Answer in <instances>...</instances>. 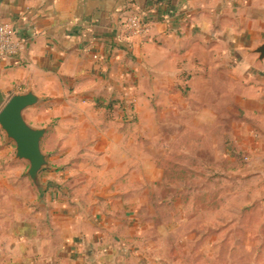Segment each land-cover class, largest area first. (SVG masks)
Listing matches in <instances>:
<instances>
[{
  "label": "crops",
  "instance_id": "1",
  "mask_svg": "<svg viewBox=\"0 0 264 264\" xmlns=\"http://www.w3.org/2000/svg\"><path fill=\"white\" fill-rule=\"evenodd\" d=\"M132 15L150 30L125 43ZM0 24L24 45L0 58V110L30 84L40 103L23 120L47 130L64 181L40 196L0 131V264H169L156 195L183 192L191 162L217 183L219 162L234 179L240 160L264 195V0H0ZM122 95L137 101L131 129L80 102ZM39 106L51 127L26 119Z\"/></svg>",
  "mask_w": 264,
  "mask_h": 264
},
{
  "label": "rangeland",
  "instance_id": "2",
  "mask_svg": "<svg viewBox=\"0 0 264 264\" xmlns=\"http://www.w3.org/2000/svg\"><path fill=\"white\" fill-rule=\"evenodd\" d=\"M95 100L80 102L92 104L103 111H107V105L112 102V109L118 110L111 114L113 117L110 119H118L124 126H130L129 129L136 126L138 119L133 112L138 105L135 98L122 95L118 100ZM144 106H147V103L144 102L139 107ZM42 109L39 106L27 112L25 117L29 122L33 119V123H39L42 117L49 115L48 126L51 127L58 119L53 118L51 113L42 114ZM147 116L142 113V120L146 121ZM164 165L175 171L176 177L178 176L179 169L175 166L177 162L162 161L159 168L163 169ZM188 165L187 178L174 179L176 184L186 181L187 187L183 192H177L180 189L177 186L176 193L165 195L160 191L156 195V201L163 202L155 211L156 220L159 222L157 227L162 230L158 232L156 240L162 250L163 246L165 247L164 253L171 257L168 263L264 264V195L261 194L258 182L244 176H236L243 166L240 160L235 163L234 179H227L226 164L220 161L221 178L217 183L215 179L211 181L210 161L191 162ZM199 167L203 168V174L198 173ZM53 168L43 170L38 175L40 184L46 186L44 195L64 187L62 177H57L63 170L55 166ZM195 174L200 177H195Z\"/></svg>",
  "mask_w": 264,
  "mask_h": 264
},
{
  "label": "water",
  "instance_id": "3",
  "mask_svg": "<svg viewBox=\"0 0 264 264\" xmlns=\"http://www.w3.org/2000/svg\"><path fill=\"white\" fill-rule=\"evenodd\" d=\"M255 54L259 59L264 58V45ZM39 103L40 99L34 95L28 83L25 92L10 97L0 110V131L14 145L15 159L28 166L26 176L38 194L43 196L46 186L40 184L38 175L50 168L40 149L47 130L30 128L23 120V113Z\"/></svg>",
  "mask_w": 264,
  "mask_h": 264
},
{
  "label": "built area",
  "instance_id": "4",
  "mask_svg": "<svg viewBox=\"0 0 264 264\" xmlns=\"http://www.w3.org/2000/svg\"><path fill=\"white\" fill-rule=\"evenodd\" d=\"M176 17H180V12L175 13ZM123 41L128 42L132 37L145 36L150 30V24L140 15H132L125 19L123 24ZM21 41L15 40L10 27L6 24H0V58L11 57L16 55L22 49Z\"/></svg>",
  "mask_w": 264,
  "mask_h": 264
},
{
  "label": "trees",
  "instance_id": "5",
  "mask_svg": "<svg viewBox=\"0 0 264 264\" xmlns=\"http://www.w3.org/2000/svg\"><path fill=\"white\" fill-rule=\"evenodd\" d=\"M112 105H113V103L111 102V103H109L108 105H107V108L108 109H110L111 107H112Z\"/></svg>",
  "mask_w": 264,
  "mask_h": 264
}]
</instances>
